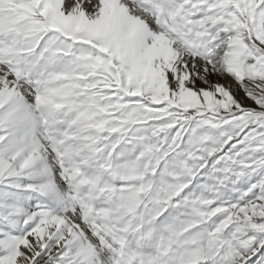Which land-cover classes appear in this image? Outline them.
Segmentation results:
<instances>
[{
  "label": "snow or ice",
  "instance_id": "6c2138e0",
  "mask_svg": "<svg viewBox=\"0 0 264 264\" xmlns=\"http://www.w3.org/2000/svg\"><path fill=\"white\" fill-rule=\"evenodd\" d=\"M0 264H264V0H0Z\"/></svg>",
  "mask_w": 264,
  "mask_h": 264
}]
</instances>
